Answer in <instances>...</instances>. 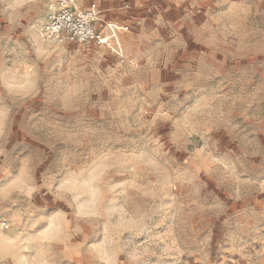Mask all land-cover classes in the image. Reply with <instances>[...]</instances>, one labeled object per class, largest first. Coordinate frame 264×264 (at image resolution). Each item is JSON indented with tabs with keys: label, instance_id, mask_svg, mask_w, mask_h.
Returning a JSON list of instances; mask_svg holds the SVG:
<instances>
[{
	"label": "rangeland",
	"instance_id": "obj_1",
	"mask_svg": "<svg viewBox=\"0 0 264 264\" xmlns=\"http://www.w3.org/2000/svg\"><path fill=\"white\" fill-rule=\"evenodd\" d=\"M152 1L146 79L0 0V264H264V0Z\"/></svg>",
	"mask_w": 264,
	"mask_h": 264
},
{
	"label": "built area",
	"instance_id": "obj_2",
	"mask_svg": "<svg viewBox=\"0 0 264 264\" xmlns=\"http://www.w3.org/2000/svg\"><path fill=\"white\" fill-rule=\"evenodd\" d=\"M127 30V27L103 22L95 0H57L43 26V38L78 46L104 47L111 54L123 58L120 32ZM0 225L4 230L10 229L8 222Z\"/></svg>",
	"mask_w": 264,
	"mask_h": 264
},
{
	"label": "crops",
	"instance_id": "obj_3",
	"mask_svg": "<svg viewBox=\"0 0 264 264\" xmlns=\"http://www.w3.org/2000/svg\"><path fill=\"white\" fill-rule=\"evenodd\" d=\"M168 1H163L164 3L160 5L163 12H168L171 9ZM95 2L101 11V20L103 22H112L118 26L128 28L127 31L120 32L121 44L124 51L123 58L134 74L140 75L141 73H144V78L147 79V37H152L154 39L153 41H156L159 39L157 33L159 34L160 32L158 31V28L155 29V31L154 29H147L149 16L148 10L153 6V1L95 0ZM101 27L103 28L104 26ZM149 32H153V35L157 36H149ZM99 48L107 50L104 47ZM107 51L109 52V50Z\"/></svg>",
	"mask_w": 264,
	"mask_h": 264
},
{
	"label": "clouds",
	"instance_id": "obj_4",
	"mask_svg": "<svg viewBox=\"0 0 264 264\" xmlns=\"http://www.w3.org/2000/svg\"><path fill=\"white\" fill-rule=\"evenodd\" d=\"M8 86L14 89L15 88L23 89V88H26L28 85L26 82H19V81L13 80Z\"/></svg>",
	"mask_w": 264,
	"mask_h": 264
}]
</instances>
